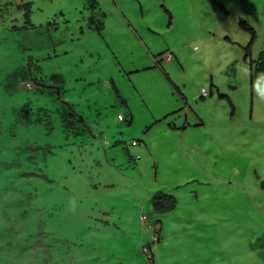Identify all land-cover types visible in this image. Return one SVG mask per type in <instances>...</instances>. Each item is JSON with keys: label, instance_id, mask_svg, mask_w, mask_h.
I'll list each match as a JSON object with an SVG mask.
<instances>
[{"label": "rangeland", "instance_id": "obj_1", "mask_svg": "<svg viewBox=\"0 0 264 264\" xmlns=\"http://www.w3.org/2000/svg\"><path fill=\"white\" fill-rule=\"evenodd\" d=\"M262 52L264 0H0V264H264Z\"/></svg>", "mask_w": 264, "mask_h": 264}, {"label": "trees", "instance_id": "obj_2", "mask_svg": "<svg viewBox=\"0 0 264 264\" xmlns=\"http://www.w3.org/2000/svg\"><path fill=\"white\" fill-rule=\"evenodd\" d=\"M257 66L255 68L256 73H264V52H262L257 60ZM57 80L58 79H54ZM176 201L173 197L167 196L162 193L156 194L151 200V207L154 213L164 214L171 212L175 209Z\"/></svg>", "mask_w": 264, "mask_h": 264}, {"label": "built area", "instance_id": "obj_3", "mask_svg": "<svg viewBox=\"0 0 264 264\" xmlns=\"http://www.w3.org/2000/svg\"><path fill=\"white\" fill-rule=\"evenodd\" d=\"M169 58H170V57H169ZM169 58H168V59H169ZM24 88H25L26 90H32V89L34 88V85H33V84H30V83H27V84L24 85ZM201 97H202V98H206V97H207V93H206L205 91H202V93H201ZM141 221H142L143 224H144V223H148V220H147L146 217H142ZM146 227H147L148 231H150L151 233L154 234V237H153V243L159 244V237H158V235L155 234V233H157V232L159 231V227H158L157 225L152 226V225L149 224V223L147 224ZM144 252H145V253H149V249H144ZM150 259H151V258H150Z\"/></svg>", "mask_w": 264, "mask_h": 264}, {"label": "flooded vegetation", "instance_id": "obj_4", "mask_svg": "<svg viewBox=\"0 0 264 264\" xmlns=\"http://www.w3.org/2000/svg\"><path fill=\"white\" fill-rule=\"evenodd\" d=\"M257 62H256V64H255V68H256V66H257ZM252 72H255V69L252 67Z\"/></svg>", "mask_w": 264, "mask_h": 264}, {"label": "crops", "instance_id": "obj_5", "mask_svg": "<svg viewBox=\"0 0 264 264\" xmlns=\"http://www.w3.org/2000/svg\"><path fill=\"white\" fill-rule=\"evenodd\" d=\"M146 149H147V147H146Z\"/></svg>", "mask_w": 264, "mask_h": 264}, {"label": "water", "instance_id": "obj_6", "mask_svg": "<svg viewBox=\"0 0 264 264\" xmlns=\"http://www.w3.org/2000/svg\"><path fill=\"white\" fill-rule=\"evenodd\" d=\"M234 89V88H233Z\"/></svg>", "mask_w": 264, "mask_h": 264}]
</instances>
